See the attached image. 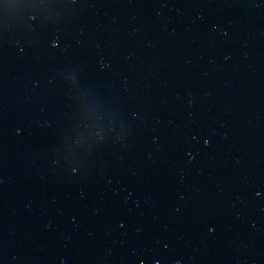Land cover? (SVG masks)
Returning <instances> with one entry per match:
<instances>
[{"label":"water","instance_id":"water-1","mask_svg":"<svg viewBox=\"0 0 264 264\" xmlns=\"http://www.w3.org/2000/svg\"><path fill=\"white\" fill-rule=\"evenodd\" d=\"M0 264H264V0H0Z\"/></svg>","mask_w":264,"mask_h":264}]
</instances>
